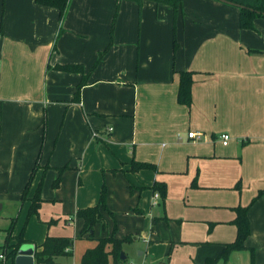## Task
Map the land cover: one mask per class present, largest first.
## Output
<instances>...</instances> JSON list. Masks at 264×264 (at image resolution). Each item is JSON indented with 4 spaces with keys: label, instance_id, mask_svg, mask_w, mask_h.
<instances>
[{
    "label": "crops",
    "instance_id": "obj_1",
    "mask_svg": "<svg viewBox=\"0 0 264 264\" xmlns=\"http://www.w3.org/2000/svg\"><path fill=\"white\" fill-rule=\"evenodd\" d=\"M239 16L220 0H183L177 15L151 0H71L63 18L36 0H0V246L14 222L35 251L72 238L57 264H78L79 241L110 235L131 237L137 264H205L249 206L246 247L216 264H264V196L253 202L264 189V17L243 29ZM181 71L193 75L189 104ZM135 161L150 166L133 171ZM156 182L167 188L154 205ZM103 186L109 209L90 237L77 212Z\"/></svg>",
    "mask_w": 264,
    "mask_h": 264
},
{
    "label": "trees",
    "instance_id": "obj_2",
    "mask_svg": "<svg viewBox=\"0 0 264 264\" xmlns=\"http://www.w3.org/2000/svg\"><path fill=\"white\" fill-rule=\"evenodd\" d=\"M38 4L57 8L60 12L61 18L65 14L69 3L71 0H36ZM121 2L122 0H118ZM137 2L140 6L146 0H132ZM158 4H166L173 8L175 15L178 14L179 10L183 9V0H151ZM225 3L234 5L239 8L240 16H239V25L243 29H255V20L257 18L264 17V0H220ZM116 18V14L114 16L112 29L114 27V21ZM111 37L110 43L108 47L99 54L97 63L103 58L105 52L110 48L112 44ZM179 47L176 34L174 35V50L176 51ZM62 70L65 71H81L83 67L78 64H66L58 66ZM86 79L82 80L76 92V97L79 94L81 87L85 84ZM180 90H179V100L183 103L189 104L191 102V88L193 84V75L190 71H181L180 72ZM150 166L149 163L137 162L133 163L132 170L137 171L143 167ZM27 183L24 191H23V199L28 195L30 181ZM60 181V177L56 180L57 185ZM166 184L156 182L153 186L154 192L158 191L160 194L165 197L166 195ZM264 196V189L260 190L258 195L254 198L253 202L258 198ZM107 200V190L106 187L103 186L100 196V201L98 204L90 207H86L83 209H79L77 212V216L84 220V226L82 229V234H89L90 237L94 236V227L97 223L101 222L103 219L102 208L107 210L106 205ZM42 196H41V187L37 189L35 196L32 198V204L29 209L28 217L33 215H38L39 208L42 204ZM249 206L236 207L237 218L234 223L237 226V237L236 239L225 245V248L222 254L216 258L208 259L205 264H216L220 258H227L228 255L235 251L241 250L246 247L245 241L250 235V221L248 217ZM14 227V222L10 225L7 230V236L5 239V243L3 247L8 250V257L11 261L15 258L17 254L18 247L25 242L24 231L19 235L12 234V228ZM131 237H125L123 239H119L114 235H110L104 238L96 239V244L93 247L87 248L83 253L80 264H125L127 259H122L121 254L125 253L123 249V245L125 243L130 242ZM74 241L72 238L66 237H52L48 236L44 243L41 245V249H36L35 251V260L37 264H57L56 258L59 256L67 255L72 253ZM126 255V253H125ZM253 264V263H252Z\"/></svg>",
    "mask_w": 264,
    "mask_h": 264
},
{
    "label": "rangeland",
    "instance_id": "obj_3",
    "mask_svg": "<svg viewBox=\"0 0 264 264\" xmlns=\"http://www.w3.org/2000/svg\"><path fill=\"white\" fill-rule=\"evenodd\" d=\"M106 205H107V201H106ZM107 208L109 209L108 205H107ZM4 236H5V232L0 230V239H2ZM95 244H96V241H90V240L79 241L77 243V246H75L74 252H75V257L76 256L79 257L78 258V264H80L81 257L83 255V252H85L86 248L93 247ZM20 248L25 250L26 252H34L35 251V244L33 242H24L21 244ZM123 249L126 251V252L124 251L126 253V256H128V259H127L125 264H137L135 249L129 250L130 248H129L128 244H124ZM71 264H73V261H71Z\"/></svg>",
    "mask_w": 264,
    "mask_h": 264
},
{
    "label": "built area",
    "instance_id": "obj_4",
    "mask_svg": "<svg viewBox=\"0 0 264 264\" xmlns=\"http://www.w3.org/2000/svg\"><path fill=\"white\" fill-rule=\"evenodd\" d=\"M110 130H112V128ZM203 135L204 133L201 131H191L188 133V136L190 138H194L196 140L201 139ZM217 139L221 141L224 145H227L229 141L231 140V136L229 133L225 132V133H221L220 135H218ZM160 198H161L160 192L156 191L153 196V204L154 205L158 204L160 201ZM10 261L11 259L8 257V250L5 249L3 245L0 246V264H10Z\"/></svg>",
    "mask_w": 264,
    "mask_h": 264
},
{
    "label": "water",
    "instance_id": "obj_5",
    "mask_svg": "<svg viewBox=\"0 0 264 264\" xmlns=\"http://www.w3.org/2000/svg\"><path fill=\"white\" fill-rule=\"evenodd\" d=\"M20 247L21 245L17 249V255L15 259L16 264H35L34 256L31 253L21 249ZM121 256L122 259H127L125 253H122Z\"/></svg>",
    "mask_w": 264,
    "mask_h": 264
}]
</instances>
